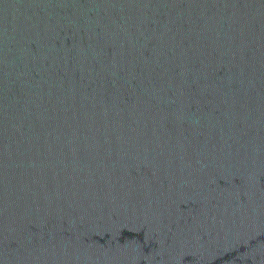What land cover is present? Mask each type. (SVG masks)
<instances>
[{"label": "water", "instance_id": "obj_1", "mask_svg": "<svg viewBox=\"0 0 264 264\" xmlns=\"http://www.w3.org/2000/svg\"><path fill=\"white\" fill-rule=\"evenodd\" d=\"M0 264H264V0H0Z\"/></svg>", "mask_w": 264, "mask_h": 264}]
</instances>
